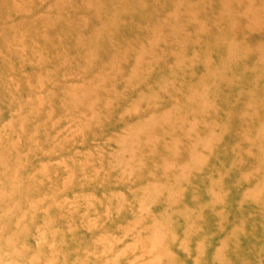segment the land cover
Masks as SVG:
<instances>
[{"label":"rangeland","instance_id":"rangeland-1","mask_svg":"<svg viewBox=\"0 0 264 264\" xmlns=\"http://www.w3.org/2000/svg\"><path fill=\"white\" fill-rule=\"evenodd\" d=\"M0 264H264V0H0Z\"/></svg>","mask_w":264,"mask_h":264}]
</instances>
